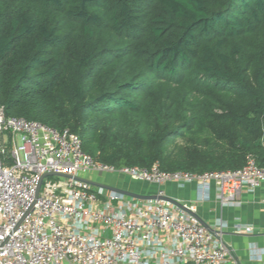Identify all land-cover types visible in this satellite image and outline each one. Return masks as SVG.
<instances>
[{
  "label": "trees",
  "instance_id": "trees-1",
  "mask_svg": "<svg viewBox=\"0 0 264 264\" xmlns=\"http://www.w3.org/2000/svg\"><path fill=\"white\" fill-rule=\"evenodd\" d=\"M0 107L115 168L264 166V0H0Z\"/></svg>",
  "mask_w": 264,
  "mask_h": 264
},
{
  "label": "built area",
  "instance_id": "built-area-1",
  "mask_svg": "<svg viewBox=\"0 0 264 264\" xmlns=\"http://www.w3.org/2000/svg\"><path fill=\"white\" fill-rule=\"evenodd\" d=\"M88 173L154 185L156 198L138 200L76 179ZM192 183L198 202L211 199L214 185L215 198L233 206L243 191L264 185V166L250 155L240 169L201 175L164 172L158 164L115 168L87 155L69 129L6 117L0 107V264H235L222 241L223 222L210 231L195 206L187 212L165 199V185Z\"/></svg>",
  "mask_w": 264,
  "mask_h": 264
},
{
  "label": "crops",
  "instance_id": "crops-1",
  "mask_svg": "<svg viewBox=\"0 0 264 264\" xmlns=\"http://www.w3.org/2000/svg\"><path fill=\"white\" fill-rule=\"evenodd\" d=\"M110 185L143 196H153L158 190L156 186L149 184H147L148 189L143 188L137 192L115 184ZM163 189L168 198L186 207L195 206L196 216L210 231L213 230L215 223L223 222L226 228L222 241L233 251L235 264H264V185L254 192L243 191L238 204L233 206H223L215 198L214 185H212L211 199L207 202L197 201L196 183L182 188L175 184H167ZM239 227H252L253 232L237 233Z\"/></svg>",
  "mask_w": 264,
  "mask_h": 264
},
{
  "label": "rangeland",
  "instance_id": "rangeland-1",
  "mask_svg": "<svg viewBox=\"0 0 264 264\" xmlns=\"http://www.w3.org/2000/svg\"><path fill=\"white\" fill-rule=\"evenodd\" d=\"M84 177L90 179V180H94L97 182H101V183H105V184H115L124 188H127L131 191H139L140 189L143 188H147L149 187V185L145 184V183H134L132 182L130 179L126 178V177H119L117 175H111V176H102L100 177L98 174L95 173H88L83 175ZM121 179V180H119ZM147 186V187H146ZM154 186V185H153ZM143 191V190H141Z\"/></svg>",
  "mask_w": 264,
  "mask_h": 264
},
{
  "label": "water",
  "instance_id": "water-1",
  "mask_svg": "<svg viewBox=\"0 0 264 264\" xmlns=\"http://www.w3.org/2000/svg\"><path fill=\"white\" fill-rule=\"evenodd\" d=\"M47 176H53V175L52 174H48ZM100 176L102 177V175H100ZM76 179L80 180V181L87 182V183L91 184L93 187L101 188V189H104L106 191L115 192V193H118V194H122V195L131 197V198H134V199H138V200H151V199H155L156 198V196H154V195L153 196H143V195H139V194H136V193H133V192H129V191H126V190H123V189H120V188L105 184V183H101V182H97V181H93V180H88V179H85V178H76ZM165 199L167 201H170L172 204L184 209L185 211L190 212L188 208H186L184 205H182L178 201L172 200V199H170L168 197L165 198Z\"/></svg>",
  "mask_w": 264,
  "mask_h": 264
},
{
  "label": "flooded vegetation",
  "instance_id": "flooded-vegetation-1",
  "mask_svg": "<svg viewBox=\"0 0 264 264\" xmlns=\"http://www.w3.org/2000/svg\"><path fill=\"white\" fill-rule=\"evenodd\" d=\"M102 176H111V175L104 174V175H102ZM117 176L122 177V176H120V175H117ZM100 177H101V176H100Z\"/></svg>",
  "mask_w": 264,
  "mask_h": 264
}]
</instances>
